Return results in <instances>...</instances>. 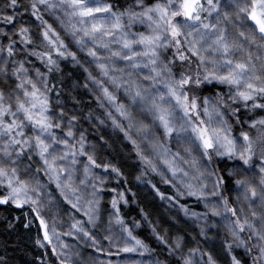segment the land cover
I'll return each mask as SVG.
<instances>
[{"label":"snow or ice","instance_id":"snow-or-ice-1","mask_svg":"<svg viewBox=\"0 0 264 264\" xmlns=\"http://www.w3.org/2000/svg\"><path fill=\"white\" fill-rule=\"evenodd\" d=\"M4 8L12 11H0V82L14 79V85L0 87V206H27L32 219L24 227L38 220L43 229L39 247L51 245L58 264H112L98 257L85 261L82 248L62 236L107 256L155 251L125 223L120 205L129 201L115 187L103 236L109 247L94 233L106 181L94 168L111 169L118 180L124 174L97 162L83 131L77 138L78 116L69 115L59 100L58 111L53 109L55 85L48 73L59 69L61 59L81 63L55 23L99 70L97 76L84 69L102 93L96 97L100 106L107 104V117L141 161L144 170L136 180L151 170L170 185L172 195L147 181L162 200L203 221L204 242L216 226L210 219L219 218L226 264H264V0H6ZM32 21L42 38L39 48L30 47L36 43ZM21 52L24 57L16 59ZM28 56L37 57L47 72L36 68L33 78ZM33 157L39 159L35 169ZM51 185L70 206L67 231L57 226L61 208ZM230 192L236 193L234 200ZM183 197L202 203L204 211L180 203ZM45 212L52 213L51 224ZM141 213L177 264H220L200 241L185 248L184 237L177 235L169 242V229L162 234L148 213ZM153 264L171 262L157 258Z\"/></svg>","mask_w":264,"mask_h":264},{"label":"trees","instance_id":"trees-1","mask_svg":"<svg viewBox=\"0 0 264 264\" xmlns=\"http://www.w3.org/2000/svg\"><path fill=\"white\" fill-rule=\"evenodd\" d=\"M120 2L123 3V0H120ZM5 3L6 0H0V11H7L10 13L12 10L4 8ZM24 19L25 21H29L31 18L26 15ZM49 20L52 21L51 18H49ZM0 27H4V25H0ZM10 27L11 26H8V28ZM32 31L34 39L40 42V37L38 35L39 29H36L34 21H32ZM63 34L67 37L68 41L71 42V50L77 51V55H79L81 52L78 50L73 40L70 39L69 35H66L64 32ZM37 41L30 47H34L37 44ZM23 57L24 53L21 52V54L15 58L21 59ZM27 59L30 61V63L26 64V67L29 68L30 74L33 75V78H36L34 71L36 68H39L41 72H47V69L41 61L35 60L32 56H28ZM59 63L61 65H65L64 72L69 77H75L76 79H79L78 77L82 76L81 70H83V67L80 63H74L71 58L62 59ZM74 64H77L78 67L74 66ZM60 72H63V70L60 69ZM48 79L52 85H55V88L50 94L52 103L59 100L70 115L74 114L79 117V120L75 123L76 130L82 121V115L85 114L88 116L89 112H91L96 121L97 117L100 119L103 113L106 112L108 107L107 104H105V107H101L100 102L96 99L98 95L102 96L100 90H96L98 95H94L93 99L86 96L81 104H71L67 101L66 93L61 87V75L59 71L54 70L51 73H48ZM10 85H14V79L10 80L8 85L0 82V87H5V90H7V86ZM57 92H59V96H57ZM54 106L56 107V110H58V106L53 104V109ZM81 131L82 128H80L79 132H77L78 135ZM87 131L90 132V135L85 136L86 142L95 144V148L89 146L87 149L90 151L94 150L97 162L101 164H113L120 168L121 172L124 174V176L118 180L115 173L111 172V169L105 172L102 167L94 168L100 173H104L113 183L117 184L116 188H118V190L125 191L129 203H121L120 205L121 215H123L125 223L133 227L135 235L139 236L141 239H144L151 246V248L155 249L154 252L156 257H159L160 260L167 258L170 260L171 264H177L173 258L167 257V254L162 251L158 241L154 239L149 225L142 218L141 209L148 213V219H150L153 223H156L157 225L159 223L162 225L160 222L162 212L159 208V204L162 199L159 197V195L154 194L155 192L152 191L153 189L150 184H148L150 187L149 192L148 190H143L139 185H135L136 176L140 174V172H138V163L140 165L142 164L133 150L131 143L123 139L124 135H119L118 137L116 134L112 136L110 133H94V131L91 129H88ZM253 135H255L254 132ZM83 159L85 160L86 157H83ZM128 163H131L132 165ZM135 163H137V167L135 166ZM124 177H126V181ZM142 179L145 182L151 180L157 185L160 191L164 192L165 194H174V190L172 188L161 185L159 177L155 173H152L151 170H147V174L143 176ZM51 187L53 186L51 185ZM129 189L130 191H128ZM180 203L188 205L190 209H201V203H197L194 198H188L187 200L180 199ZM25 213H29L28 216H26ZM16 216H19L20 219L15 220L14 217ZM28 219H32V216L27 206L23 210L17 209L15 207L4 208L0 206V258H2L0 259V264H41V260L44 262V264H58L57 257L52 252L51 245H47L45 242L46 247L41 248L36 244L37 237L42 238L43 236V229L39 226V221L33 220L31 225L25 228L24 224ZM156 219L160 221L157 222ZM9 221L12 222L13 227H8ZM136 221L140 222V227L138 228L135 227ZM45 253L47 254L45 255ZM38 257L40 258L39 260L37 259Z\"/></svg>","mask_w":264,"mask_h":264},{"label":"rangeland","instance_id":"rangeland-1","mask_svg":"<svg viewBox=\"0 0 264 264\" xmlns=\"http://www.w3.org/2000/svg\"><path fill=\"white\" fill-rule=\"evenodd\" d=\"M50 22H53V21H50ZM54 27H57V30L61 31L59 29V26L55 23H54ZM61 35L65 39V42L68 45V47L70 48V46H72L71 42L68 41L66 36H64L63 31H61ZM69 37H70V39H72L71 36H69ZM40 39H42V38L40 37ZM39 46H40L39 42L37 41V44L34 47L39 48ZM40 50H43V49L41 48ZM80 52L81 53L78 55V57L81 61L80 64L82 65L83 70H81L82 76H79L78 77L79 79H76L75 77H69L64 72L65 65H61L59 63V69H58V71L61 75V87L63 88V91L66 93V96H67L66 99L71 104L75 103L76 105L81 104V102L84 101L86 96L93 99L94 95H98L96 90H99V88L97 86H95L91 81H89L87 79V72H85L84 69H85V67H87L94 75H97V76H99V70L97 69L96 65L92 62V59L90 57H87L84 52H82V51H80ZM32 57L35 60L40 61L37 57H35V56H32ZM74 66L78 67L77 64H74ZM60 69H62L63 72H60ZM86 82L88 84V87H84ZM118 95H120L121 98H123L122 92L118 93ZM72 97H75L76 100L74 101L72 99ZM76 101H79V103H77ZM53 104L57 105L56 101H54ZM54 110L58 111V110H56L55 106H54ZM112 111H113V115H117L115 113L114 109H112ZM87 117L88 116L85 114L82 115V121L80 122V125H78V129L76 130V132H79V129L82 128V131L84 133L88 132L87 131L88 129H91L92 131H94V133H96V132H98V133L103 132L105 134L110 133V135L113 136L116 134L118 137H119V135H123V133L120 132L119 129L115 128L112 125V122L107 117L106 112L103 113V115H102V117H100V119H96V121H95L93 116H92V118H87ZM100 120H103L104 123L101 124ZM74 123H76V122H74ZM88 135H90V132L85 134V136H88ZM77 138H79L78 133H77ZM123 139L126 140L125 138H123ZM86 144H87L86 148H88L89 146L95 148V144H91V143H86ZM173 147H175V145H173ZM80 159H81V161H84L83 157H81ZM31 162L33 164L32 168L35 169L36 166L39 164L38 157H33V160ZM128 164H131V163H128ZM135 164H136L135 166L137 167V163H135ZM143 170L144 169H143L142 165H140L138 163V172L141 173ZM94 171L97 175L106 177L105 184H104V186L100 192L101 206L102 207H101V216H100V220H99V226L94 230V233L97 236V238L101 240L102 246L105 248H108L109 244L107 241L103 240V236L108 234L104 229L106 228V226L108 224L109 213L112 211L111 206H110V201H111L112 196L115 195V193H113L111 191V189L114 187L116 188L117 185L115 183H113L108 178V176H106L104 173H100L99 171H97L95 169H94ZM157 176L159 177L160 183L165 184L162 182L161 177L159 175H157ZM40 179L42 181H45V182L47 181V178L44 177L42 173L40 174ZM137 182H139V181L137 180ZM141 182H142V180H141ZM165 185H167V184H165ZM52 186H53V187H51L52 192H53L54 196H56L57 200L59 201V205L61 208L60 219L57 221V226L61 231H67L68 221H69L68 211H69L70 206H68L59 197V193L56 191L55 186L54 185H52ZM149 189H150V187H149ZM152 191H154V190H152ZM154 194L158 195L156 192ZM228 195L231 198V200H234L236 193L230 192ZM180 199L181 200H187L188 197H183ZM163 203H165V206L163 207V211L161 213L160 219L165 222L164 223L165 226H162L159 223H158V225L160 226L159 230L161 231L162 234H164L165 228L169 229V231L167 233V236L169 238V242H171L172 238L177 236V235H181L184 237L185 248L195 246L196 241H200V246L202 248H206V249H208V251L212 252V254L219 260L220 264H226L225 258H224V253H223V247L221 244V237L224 235V230H223V225L219 221V218H211L210 219V223H215L216 226L209 228V230H208L209 240H208V242H204L203 238H201L199 236V225L201 223H203V221L197 222V221H195L194 218L189 217V216H185L184 212L182 211V209H180V207L178 205L170 203L166 199L163 201ZM200 208L201 209H198V210H195V209H192V210H195L197 212H203L204 207H203L202 203L200 204ZM44 215H45L46 219L49 220V223L51 224L52 213L45 212ZM76 217H77V219L86 220V217H83V215L80 213H77ZM61 220L63 221V223L60 222ZM156 221L159 222L158 219H156ZM86 227H91V226L86 225ZM116 228H118V226H116ZM116 228H114V230H116ZM193 237H195V241L193 240ZM61 240L65 241L66 243H68L70 245H76L78 247H81L82 248V256H83L85 261L89 260L90 258L98 257L99 259L105 260V261L108 259H111L112 264H130V262H133V261L137 262V264H153L154 260H156L157 258L159 259V257H156L155 252L145 253L143 256H141L139 253H123V252H121L120 255H118V256L115 254H113L112 256H107L105 254L95 253L94 249H92L91 247H85V246L81 245L73 237L62 236ZM53 242L56 243L58 246V242L55 240V238H53ZM161 248H162V251L166 253V250L162 246H161ZM111 251L113 253H115L117 251V249L113 247V248H111ZM90 254H91V256H90Z\"/></svg>","mask_w":264,"mask_h":264},{"label":"bare ground","instance_id":"bare-ground-1","mask_svg":"<svg viewBox=\"0 0 264 264\" xmlns=\"http://www.w3.org/2000/svg\"><path fill=\"white\" fill-rule=\"evenodd\" d=\"M140 175V174H139ZM143 178V177H142ZM138 183V184H137ZM140 184V185H139ZM117 185V184H116ZM135 185H139L143 190H148V192H149V185H148V183L147 182H145L143 179H142V182H141V180L139 181V182H137V180H136V182H135ZM161 185L162 186H164V187H170V188H172L170 185H165V184H162L161 183ZM229 194V193H228ZM230 198V197H229ZM230 200H231V198H230ZM164 201V200H163ZM163 201H161L160 202V204H159V208L161 209V212L163 211V207L165 206V203H163ZM161 220V219H160ZM159 220V221H160ZM163 220H161L160 222L161 223H163L162 224V226H165L164 225V221L162 222Z\"/></svg>","mask_w":264,"mask_h":264}]
</instances>
